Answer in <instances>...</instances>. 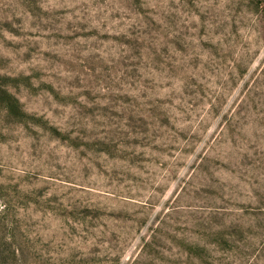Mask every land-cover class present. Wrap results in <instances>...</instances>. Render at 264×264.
<instances>
[{"label": "rangeland", "instance_id": "374dc122", "mask_svg": "<svg viewBox=\"0 0 264 264\" xmlns=\"http://www.w3.org/2000/svg\"><path fill=\"white\" fill-rule=\"evenodd\" d=\"M0 264H264V0H0Z\"/></svg>", "mask_w": 264, "mask_h": 264}, {"label": "trees", "instance_id": "16d2710c", "mask_svg": "<svg viewBox=\"0 0 264 264\" xmlns=\"http://www.w3.org/2000/svg\"><path fill=\"white\" fill-rule=\"evenodd\" d=\"M4 93H7V92H4ZM11 98V96L8 94V99Z\"/></svg>", "mask_w": 264, "mask_h": 264}]
</instances>
